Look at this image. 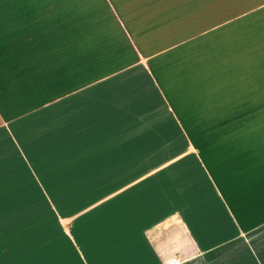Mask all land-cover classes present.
<instances>
[{"label": "crops", "instance_id": "1", "mask_svg": "<svg viewBox=\"0 0 264 264\" xmlns=\"http://www.w3.org/2000/svg\"><path fill=\"white\" fill-rule=\"evenodd\" d=\"M99 2L103 12L101 27L118 32L130 48V59L126 66L97 73L98 79L70 92V97L84 89L88 103L90 91L136 74L142 81L145 101L160 116L147 122L146 117L140 119L139 127L146 130V123L163 118L159 124L164 134L156 129L130 137V133L113 131L115 124L111 127L105 113L94 109L95 114H102L97 120L91 118V113L86 114L84 134L79 133L76 138V153L56 149L58 146L40 149L39 139H30L27 133L24 137L32 141L41 168H92L89 156L94 151L93 141H97L95 146L101 149V157L113 158V166L135 168L132 158L144 156L140 152L141 141L148 153L150 145L158 141L170 144L164 148L166 157L144 170H132L127 176L119 168L109 185L98 187L103 190L98 197L95 194L92 199L85 196V200H71L68 213L48 198L66 243L58 250L61 263L217 264L221 253L232 252L237 240L260 232L264 264V71L259 84L250 81L244 85L243 100L208 105L202 101L196 106L195 117L188 97L192 90L188 78L205 73L203 70L197 74L191 62L198 59L199 51L204 54L206 43L215 44L220 39L216 30L236 28V8H232L230 0ZM60 10L65 13L67 8ZM36 12L40 13V6ZM34 19L19 25L22 30L40 29L38 36L20 38L18 47L0 53L1 98L13 88L26 86L32 90L42 76L53 77L51 91L56 95L65 89H61L60 77L77 76L76 47H72L71 39L62 38L69 48L61 51L59 43L47 36L58 34L66 24L46 22L48 17ZM162 61L166 62L164 68L159 65ZM81 74L91 76L92 64L85 63ZM35 77L38 79H32ZM60 99L52 98L23 114L27 123L29 115ZM17 117L7 118L16 147L11 130L12 126L18 129ZM172 128L178 135L175 138ZM173 139L181 144L178 150L171 147ZM124 140L129 143L124 145ZM83 143L84 153H79ZM19 153L32 168L20 150ZM129 155H133L131 159ZM191 158L197 168H170ZM125 161L130 163L121 164ZM63 220L71 223L69 229H65ZM95 223L100 227L93 231Z\"/></svg>", "mask_w": 264, "mask_h": 264}, {"label": "rangeland", "instance_id": "2", "mask_svg": "<svg viewBox=\"0 0 264 264\" xmlns=\"http://www.w3.org/2000/svg\"><path fill=\"white\" fill-rule=\"evenodd\" d=\"M233 2L234 0H230L232 8L234 6L237 12L236 28L216 30L220 39L216 40L215 44L206 43L204 54L199 51L198 59L191 62V68L197 74L203 70L205 72L199 77L188 78L189 89H192L188 97L190 105L194 107V117L196 106L202 101L208 105L243 100L244 85L250 81L253 84L260 83V74L264 71V0ZM39 6L40 13H37ZM63 8H67L65 13H59ZM102 14V4L99 0H0V53L18 47L20 38L27 36L33 39L40 33L41 30L34 27H30L29 31L22 30L19 25L21 21L35 20L37 16H40V19L48 17L46 22L66 24V28L60 30L61 33L56 32L62 34L61 37H57L58 34L47 36L59 43L61 51L69 48L64 42L68 38L71 39L72 47H76L74 55L77 57L75 64L78 68L76 77H60L61 89H65L56 95L51 91L54 86L53 77L42 76L39 83L35 81L32 90L26 86L22 89L13 88L6 91L4 98L0 97V264H62L58 250L66 243L59 223L51 213L48 198L68 213L71 200L80 197L76 199L78 202L80 199L85 200V196L92 199L95 194H98V197L103 191L98 187L109 185L111 176L121 168V165L119 168L113 166L116 162L112 163V157L104 159L100 156L101 149L95 146L97 141H93L94 151L89 156L92 157V168H41L40 156L34 152L30 139H39L40 149L58 146L56 149H64L69 154L76 153V138L79 133L84 134V120L86 114L90 116V113L94 120L105 113L110 126L115 124L114 127L111 126L113 131L130 133V137L156 129L158 133L164 134L161 131L163 126L159 124L163 118L158 119L159 122L146 123V130L139 127L140 119L146 117L147 122L160 116L152 112L145 101L144 88L142 87V90L140 87L142 81L137 79L136 74L126 75L112 84L90 91L88 103L84 89L70 97V92L98 79L97 73L106 74L126 66L129 62L128 44L113 28L101 27ZM62 38L67 39L64 41ZM48 45V48L52 47ZM85 63L92 64L91 76L81 74ZM165 64L166 62L162 61L159 65L164 68ZM58 96L61 99L57 104L32 113L27 123V116L23 114ZM94 109L96 113L103 112L95 114ZM15 116H19V122L15 123L18 129L12 126L10 130L18 147L9 134L7 124V118ZM26 133L29 140L27 136L24 137ZM172 134L174 138L178 136L174 128ZM178 141L173 139L171 147L174 150L181 147ZM127 143L129 141H123L124 145ZM169 144H165L163 140L158 141L155 145H150L151 150L148 153L144 141H141L140 152L144 156H127L128 159L136 161L135 168L121 169L126 171L127 176L132 170H144L166 157L164 148ZM84 147L83 143L79 153H84ZM18 148L32 168L23 161ZM146 153L149 155L145 156ZM124 163L130 162L121 164ZM170 168L197 166L191 158L185 164ZM185 179L186 176L183 177V180ZM62 222L65 229L71 227L67 220ZM98 227L99 223H95L92 230ZM261 242L260 232L246 239H239L232 252L221 253L216 263L261 264ZM41 251L45 252L46 258ZM40 255L44 256L40 258Z\"/></svg>", "mask_w": 264, "mask_h": 264}]
</instances>
